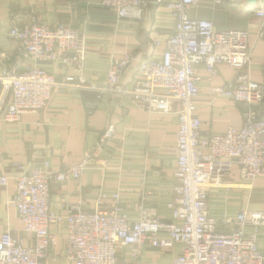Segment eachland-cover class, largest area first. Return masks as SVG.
I'll use <instances>...</instances> for the list:
<instances>
[{
    "label": "built area",
    "instance_id": "built-area-1",
    "mask_svg": "<svg viewBox=\"0 0 264 264\" xmlns=\"http://www.w3.org/2000/svg\"><path fill=\"white\" fill-rule=\"evenodd\" d=\"M95 1L112 9L119 18L138 20L148 3ZM152 2L169 10L174 20L160 57L149 55L138 60L135 74L123 83L122 77L134 62L133 54L125 51L112 59L105 86L86 84L85 78L79 76L76 87L126 96L148 112L175 114L176 168L168 203L170 219H161L155 207L145 205L138 218L131 220L122 212L118 193L108 197L104 192L98 193L91 211L83 208L81 199L67 204L61 212L52 211L51 187L70 178L79 180L85 162L65 165L54 172H49L47 161L29 171L19 164L21 173L16 177L12 204L32 244L25 245L8 229L2 231L0 264H48V254L58 238L51 228L63 223L65 257L71 264H145L141 259L145 247L171 251L173 256L166 264H264V254L256 247L258 229L264 225V210L242 209L219 219L208 213L209 191L235 186L224 180L234 164L243 179L264 177V62L261 79H252L247 31H219L209 19L190 17L188 11L197 0ZM249 9L261 19L257 37L264 38V2ZM7 36L14 51L0 49V120L17 121L23 113L43 109L57 84L43 66L25 61L44 60L79 68L86 40L83 33L65 24L47 25L35 19L12 24ZM218 63H227L236 69V74L212 87V93L242 103L244 108L240 127L228 126L223 132L213 133L205 130L195 103L199 88L194 67L202 64L213 76ZM114 129L113 124L108 125L104 136H111ZM7 179V175H0V185ZM127 247L128 252H122Z\"/></svg>",
    "mask_w": 264,
    "mask_h": 264
},
{
    "label": "crops",
    "instance_id": "crops-1",
    "mask_svg": "<svg viewBox=\"0 0 264 264\" xmlns=\"http://www.w3.org/2000/svg\"><path fill=\"white\" fill-rule=\"evenodd\" d=\"M228 4L214 0H197L188 14L213 22L216 30L241 29L248 33L252 51L251 77L261 79L264 62V38L257 37L261 23L245 0H228ZM95 0H0V49L14 51L7 31L12 24L22 25L35 19L47 25L65 24L85 35V54L81 67L62 66L57 62L27 59L25 62L43 66L57 82L43 109L23 113L17 121L0 120V175H7V183L0 185V233L6 229L20 237L25 245L32 244L31 235L23 225L12 204L16 177L21 171L48 162L49 172L65 165L85 162L79 180L70 178L51 187L49 208L61 212L81 199L83 208L91 211L100 192L108 197L118 193L122 212L128 218H138L142 206L157 209L161 219L168 220V203L172 197L176 168L175 114L148 112L128 97L98 93L89 87H76L78 77L86 84L103 87L113 58L127 51L134 62L124 76L128 83L137 70V61L146 57H160L167 37L172 33L174 20L169 10L148 0L141 19L119 18ZM259 0L256 4L263 3ZM159 41V45L155 44ZM216 74L208 75L202 64L195 65L199 94L195 99L205 130L225 131L228 126L242 125V103L215 96L211 88L233 78L236 69L218 63ZM115 129L105 137L108 125ZM226 182L235 183L230 189L209 191L208 213L215 219L234 215L242 209L264 210V177L254 180L241 178L234 164L225 175ZM111 202V199L108 201ZM251 227H247L249 231ZM57 243L47 257L48 264H71L65 257L66 226H54ZM257 249L264 254V225L258 229ZM128 247L121 249L127 253ZM175 253L179 246H175ZM172 252L145 247L141 259L145 264H166Z\"/></svg>",
    "mask_w": 264,
    "mask_h": 264
},
{
    "label": "water",
    "instance_id": "water-1",
    "mask_svg": "<svg viewBox=\"0 0 264 264\" xmlns=\"http://www.w3.org/2000/svg\"><path fill=\"white\" fill-rule=\"evenodd\" d=\"M259 0H245V3L248 7H251V6H254L256 5V3L258 2Z\"/></svg>",
    "mask_w": 264,
    "mask_h": 264
}]
</instances>
